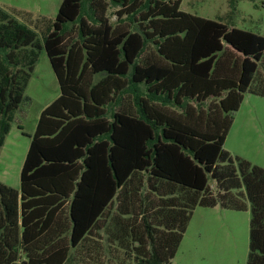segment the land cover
<instances>
[{"label":"trees","instance_id":"trees-1","mask_svg":"<svg viewBox=\"0 0 264 264\" xmlns=\"http://www.w3.org/2000/svg\"><path fill=\"white\" fill-rule=\"evenodd\" d=\"M182 3L62 0L42 40L0 6V149L44 48L61 91L21 170L16 262L0 195V264H172L194 210L219 205L250 211L247 264H264V168L224 148L245 93L264 96V36Z\"/></svg>","mask_w":264,"mask_h":264},{"label":"rangeland","instance_id":"rangeland-1","mask_svg":"<svg viewBox=\"0 0 264 264\" xmlns=\"http://www.w3.org/2000/svg\"><path fill=\"white\" fill-rule=\"evenodd\" d=\"M62 0H0V6L14 12L22 22L41 31L43 18H57ZM183 0L181 9L194 15L225 22L229 27L260 33L264 36V0ZM116 8L109 15L116 23ZM30 12L33 17L23 13ZM31 19V20H30ZM44 48L26 87L25 99L15 111L10 133L0 149V190L10 210L13 225L4 240L10 256L20 255L21 170L28 154L31 137L42 111L60 96V84ZM224 148L264 168V96L246 92ZM22 126L23 128H20ZM216 189V182L211 181ZM145 193V192H144ZM250 211L223 209L221 206H198L172 264H247L249 259ZM0 256H4L0 252Z\"/></svg>","mask_w":264,"mask_h":264},{"label":"crops","instance_id":"crops-1","mask_svg":"<svg viewBox=\"0 0 264 264\" xmlns=\"http://www.w3.org/2000/svg\"><path fill=\"white\" fill-rule=\"evenodd\" d=\"M102 234H104V232H102Z\"/></svg>","mask_w":264,"mask_h":264}]
</instances>
